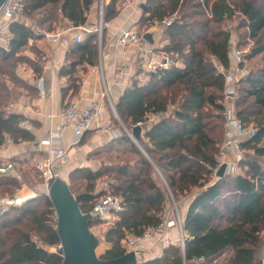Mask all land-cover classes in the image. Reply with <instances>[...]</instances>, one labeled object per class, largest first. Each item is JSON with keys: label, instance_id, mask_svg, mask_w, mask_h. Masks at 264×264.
Returning a JSON list of instances; mask_svg holds the SVG:
<instances>
[{"label": "trees", "instance_id": "obj_1", "mask_svg": "<svg viewBox=\"0 0 264 264\" xmlns=\"http://www.w3.org/2000/svg\"><path fill=\"white\" fill-rule=\"evenodd\" d=\"M96 1L23 3L25 15L40 16L38 26L54 32L55 25L64 21L75 28L87 26L88 14ZM120 1L104 0L106 25L119 16ZM145 4L138 23L141 28L162 26L176 17L163 29L168 38L163 50L173 62L152 72L147 84L139 86L135 82L115 107L130 131L138 125L145 128L149 115H160L139 140L152 163L128 135H123L118 140L131 144L128 152L136 158L135 162L121 161L97 172L76 171L85 184V191L76 197L69 186L84 215H90L99 200L94 194L95 184L102 178L112 176L109 195L123 201L125 211L116 215L117 220L105 235V243L111 247L100 259L111 261L126 256L122 242L127 234L140 237L158 227L171 203L169 191L179 203L193 189H199L185 219L190 235L186 242L187 260L204 258L205 264H215L226 256L222 264H260L257 256L264 247L260 237L264 233V0H147ZM233 20L238 22V33L235 32L240 34L239 48L253 44L245 56L249 75L237 83L236 116L257 133L242 144L245 151L254 153L253 158L239 165L244 174H225L213 183L211 174L218 166L217 157L225 138V79L217 66L226 71L231 67L230 33L224 26ZM8 30L11 40L7 47L1 44L0 37V147L6 138L14 144L35 141L32 133L21 127L24 119L6 111L10 98L6 83L23 84L8 68L14 63H26L36 74L42 68L37 50L35 61L20 56L30 40L40 37L20 21L10 24ZM105 36L106 29L103 45ZM85 40L67 56L69 65L64 74L71 79L79 66L98 65V34L91 33ZM70 86L76 90L73 80ZM0 188L12 196L21 185L14 177H2ZM94 224V220L89 222L90 230ZM35 236L50 247L61 244L56 212L46 195L24 207L10 208L0 217V264H63V258L39 246ZM140 264H183L181 249L169 246L161 257Z\"/></svg>", "mask_w": 264, "mask_h": 264}, {"label": "crops", "instance_id": "obj_2", "mask_svg": "<svg viewBox=\"0 0 264 264\" xmlns=\"http://www.w3.org/2000/svg\"><path fill=\"white\" fill-rule=\"evenodd\" d=\"M97 6L98 3L96 1L88 14L87 26L82 28L87 30L91 29V23L94 20ZM141 15L142 9L136 12H128L119 15L106 25V36L104 45L102 43L101 53L105 79L110 88V95L115 105L125 91L130 89L135 82L139 86L147 84L152 72L165 64L167 66L164 68H167L173 62L172 57H169L163 50L168 44V38L164 35L163 30L149 31L153 44L142 39L139 45L135 47L127 49L117 47L116 37L119 31L125 28L137 27ZM28 22L26 19L24 24L29 26ZM58 32L62 33L61 39L58 42L41 38L38 40H30L28 46L20 55L35 61L37 58L34 51L37 50L42 61L40 74H36L33 67L26 63H14L8 68V71L13 73L23 84L18 86L5 80L10 94V98L6 104V111L9 114L21 116L24 121L30 123L32 127L30 132L34 136L35 141L5 144L0 147V166L6 164L14 165L12 174L0 175V178H13L14 174L20 168H23V166L38 165L39 162L47 157V147L40 145V143L47 140L57 130L60 122L59 115L68 101L77 99L82 105H86L90 101L98 99L102 94L101 78L96 68L88 65L79 66L73 79L64 74L67 71L64 69L69 65L68 54L76 45L81 44L77 43V36L82 35L85 40V33H83L80 27L75 28L66 21L55 25L54 33ZM7 38L8 40L6 41L5 39ZM10 40L11 35L9 30H7L5 36L1 38V44L7 47ZM6 42L7 44L4 45L3 43ZM177 65L179 67L182 66L180 63ZM71 80L76 83L77 87L75 91L70 86ZM148 121L142 138L147 130L150 129V125L157 120L149 115ZM106 123L117 126L118 122L107 102H104L101 115L95 120L91 129L80 141L71 130H68L64 134L62 142L55 141L56 146L68 149L70 154L73 152L64 170H69L67 178L64 179L68 186H71L69 183L71 174L69 173L72 169L74 171L88 169L97 172L104 168L118 165L120 161H118L119 158L116 155H131L128 152L131 144L119 141L103 131L102 128ZM139 146H141L140 143ZM136 147L139 149L137 145ZM141 149L143 151L139 150L142 154L151 162L150 157L143 147ZM125 151L126 153L123 154ZM131 156L133 157V155ZM253 156V152L246 151L243 161L249 160ZM114 157L115 160H113ZM135 160L136 158H133L131 162H135ZM231 160L232 156L228 155L227 161L230 162ZM73 165H77V167H72ZM199 192V189H193L179 202L184 219H186L190 205ZM116 220L117 218L114 216L113 221L115 222ZM168 234L173 240V245L176 246L178 239L177 229H171ZM110 247L111 245L105 243V250ZM167 247V245L157 243L155 240L145 241L142 247L145 253V261L161 257Z\"/></svg>", "mask_w": 264, "mask_h": 264}, {"label": "built area", "instance_id": "obj_3", "mask_svg": "<svg viewBox=\"0 0 264 264\" xmlns=\"http://www.w3.org/2000/svg\"><path fill=\"white\" fill-rule=\"evenodd\" d=\"M101 2V25L96 32L98 33L99 39V66L96 67L100 74L102 94L98 99L90 101L86 105H82L77 99L70 100L67 102L59 115V125L57 130L51 134V136L40 143V145L47 147L48 155L47 157L39 162L37 168L41 171L44 177L50 181L54 178H60L64 173L67 162L70 158V151L61 146H56L55 141L63 140L64 134L71 130L73 134L80 139L91 129L95 120L99 118L103 111L104 102L109 105L115 119L120 124L122 129L118 126H114L111 123H106L103 126V131L111 135L115 139H120L123 136L122 132L126 135L131 136L130 130L125 126V124L120 119L118 112L116 110L115 104L110 95V88L106 82L103 61H102V41H103V9L104 0ZM147 0H121L118 4L119 15L136 12L141 10V6L145 4ZM176 17L166 21L164 24L166 27L170 26ZM25 6L23 0H7L0 7V37L5 36L10 24L20 21L25 23ZM34 29L35 33L41 39H47L53 42H58L61 39L62 33L49 32L39 26L29 25ZM224 28L230 33V43H231V67L229 70H224L220 66L217 69L220 73L224 75L225 79V89L223 93V102L225 106L224 120H225V138L224 142L220 147V153L217 157L218 166L212 171L211 178L213 183L217 182L219 178V172L223 165H227L225 174L238 176L240 175L239 165L244 160L246 151L243 149L242 144L255 136L257 130L253 127L247 128L236 116V100L238 98L237 83L240 79H243L249 75V69L245 64V56L249 53L247 50H242L239 48V38L235 31H233L232 26L228 23ZM83 32L90 33L91 31L80 27ZM143 35L139 32L136 27L121 29L116 37L117 47L120 49H127L130 47L138 46L142 41ZM83 36H77V43L83 42ZM167 65H162L161 67H166ZM160 115L155 116L158 118ZM21 127L31 131L32 127L28 121H23ZM10 138H6L5 144H11ZM38 150V149H37ZM231 155L232 160L227 161V156ZM14 165L6 164L0 166V175H10L13 173ZM15 177V176H14ZM16 178L20 179L19 176ZM49 188V185H48ZM172 196V194H171ZM37 197V195H28L26 197L20 198L18 195H12L8 198L0 199V217L5 215L10 208H17L25 204L26 202ZM173 197V196H172ZM174 210L175 215L172 218L171 212L166 211L162 217L161 222L158 227L149 229L144 235L140 237H135L133 235L127 234L125 240L123 241L127 247L128 252H132L136 255V259L139 263L145 261V253L143 252V244L147 240H155L157 243H163L165 245L172 246L173 240L168 236L171 229H177L178 239L177 245L181 249L183 264H205L204 258H195L190 261L186 257V242L190 238V235L185 229V219L182 217L178 205L174 200ZM125 211V206L123 201L112 195H106L100 198L93 207L91 212L92 220H102L108 215L116 216L118 213ZM57 220V218H56ZM61 244L57 246L56 254H59L62 258Z\"/></svg>", "mask_w": 264, "mask_h": 264}, {"label": "rangeland", "instance_id": "obj_4", "mask_svg": "<svg viewBox=\"0 0 264 264\" xmlns=\"http://www.w3.org/2000/svg\"><path fill=\"white\" fill-rule=\"evenodd\" d=\"M97 3H98V6L96 8V13H95V16H94V20L91 23L92 27H91V29H89V31H91V32L90 33L83 32V33H85L86 37L88 35H90L91 33L98 34L96 32V30H98L100 28V25H101V2H100V0H97ZM142 15H141L138 23L140 22V20L142 18ZM25 18L29 21L28 22L29 25L38 26L37 22L39 21L40 16L37 15L36 17H29V16L25 15ZM237 23H238L237 20H235V21L233 20L232 22L231 21L228 22V25H231L233 31H236ZM164 26H165V24L162 25V26L161 25H157V26H155L153 28H146V27L141 28L142 26H139V24H137L136 28L139 30V32L141 34L144 35L146 33H149V31H152V30L162 31L164 29ZM28 27H30V26H28ZM106 27L107 26L104 23V19H103V33L105 32ZM31 29H32V27H31ZM32 30L34 31V29H32ZM237 35L240 36V34H237ZM5 40L7 41L8 38L5 39ZM143 40H144V37H143ZM238 40L240 42V38ZM3 44L6 45L7 42L3 43ZM252 46H253V44L249 42L247 46L241 47V49L242 50H247V51L250 52V50L252 49ZM11 63H14V62H11ZM97 66H99V60H98V65ZM117 126L120 129H122V127L120 126L119 123H117ZM122 133H123V135H126L125 132H122ZM72 155H73V152L70 154V156H72ZM116 156L119 158L118 161H120V162L121 161H125L127 159L132 161V159L134 158L131 155H127V156H123V155H119L118 156V155H116ZM113 160H115V157L113 158ZM113 160H112V162H114ZM1 166H3V165H1ZM72 167H77V165H73ZM68 171H69L68 169L66 171H64V173L60 176V178L63 179V180L66 179ZM69 174H71V179H69V183L71 184V186L73 188L75 196H77V194H79V193L84 192L85 191V184H84V181H82V179H81L82 176L76 175V170L74 171L73 169L71 170V172ZM240 174L243 175L244 171L240 170ZM159 175H160V173H159ZM14 176H15V179H17L18 182L20 183L21 189L15 190V193L13 195H18L20 198L26 197L28 195H37V197H35L32 200L26 202L25 204H23L20 207H24L29 202L36 201L39 198H41V196L46 195L48 193L49 181L47 180L46 177H44L43 173L38 170L37 165H26V166H23V168H20V170H18L14 174ZM17 176H19L20 179L16 178ZM160 177H161L162 181L166 185L165 178L163 176H161V175H160ZM111 179H112V176H110L109 178H107V177L106 178H102V179H100V180H98L96 182V184H95V192H94V194L97 197L96 199H100L104 195L112 194V189L109 187V185L112 182ZM6 191H7L6 189L0 188V199L11 197V195L8 192H6ZM169 194H170V202L171 203L169 204V207L167 208L166 211L170 210L171 217L173 218L175 213H176L175 210H174V200L175 199L171 196L170 191H169ZM175 203L178 205L180 213H181L182 210L180 208V203H177L176 201H175ZM20 207H17V208H20ZM182 214L183 213H181V215ZM113 218H114L113 215H108L102 220H96L95 224L91 228V232L95 235V237L98 240V246H97V251L96 252H97V255L99 257H101L106 251L105 248H104V246H105V235H106L107 231L110 229L112 223H114ZM53 225H54V223H53ZM260 237L264 241V233H262ZM34 239L37 241L39 246H41L43 248H46L47 251H49L51 253H55V251L57 250V246L50 247L44 241L40 240L37 236H35ZM122 246L124 247V249L127 250V247H126L124 242H122ZM127 253H129L128 250H127ZM225 257L226 256L221 257V259H219V261H217L215 264H222V262H223ZM257 260L258 261H263L264 260V247L258 253Z\"/></svg>", "mask_w": 264, "mask_h": 264}, {"label": "water", "instance_id": "obj_5", "mask_svg": "<svg viewBox=\"0 0 264 264\" xmlns=\"http://www.w3.org/2000/svg\"><path fill=\"white\" fill-rule=\"evenodd\" d=\"M6 1L0 0V7ZM141 9L144 12L146 4H143ZM143 37L153 44L152 36L149 33ZM143 131H145V128L138 125L133 131H130L131 136H129L141 151L143 150L139 146V140L143 135ZM226 168L227 165L222 166L219 178L225 176ZM156 170L158 171V169ZM166 187L169 190L167 183ZM46 196L50 198L56 212L57 232L62 246L60 253L63 256V264H140L136 259V255L132 252L116 260L103 261L100 259L96 252L98 240L89 228L92 217L82 213L77 199L71 193L65 180L61 178L52 179ZM260 264H264V260L260 261Z\"/></svg>", "mask_w": 264, "mask_h": 264}]
</instances>
